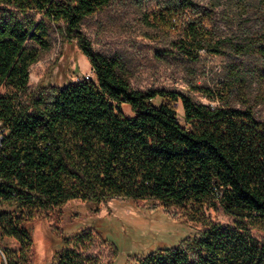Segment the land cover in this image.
<instances>
[{
  "label": "trees",
  "instance_id": "16d2710c",
  "mask_svg": "<svg viewBox=\"0 0 264 264\" xmlns=\"http://www.w3.org/2000/svg\"><path fill=\"white\" fill-rule=\"evenodd\" d=\"M111 2L0 0V89H6L0 93V231L24 245L20 262L8 249L0 264H30V224L38 217L53 222L60 243L51 264H83L58 227L59 208L116 198L176 207L198 228L177 247L152 250L136 264H264V236L253 234L264 233V119L250 106L236 109L222 99L213 106L214 97L204 105L177 90L133 89L124 62L94 50L82 31ZM240 9L257 25L236 37L238 46L229 44L239 56L264 60V0H246ZM158 16L169 29L186 23L184 38L162 59L172 53L196 59L203 49L223 53L227 42L212 44L204 25L212 10L179 0ZM54 35L77 47L93 77L31 90L29 68L51 50ZM235 75L241 86L264 79L244 63ZM256 99L264 102V90ZM124 104L132 117H124ZM204 206L231 224L209 222L200 213Z\"/></svg>",
  "mask_w": 264,
  "mask_h": 264
},
{
  "label": "rangeland",
  "instance_id": "374dc122",
  "mask_svg": "<svg viewBox=\"0 0 264 264\" xmlns=\"http://www.w3.org/2000/svg\"><path fill=\"white\" fill-rule=\"evenodd\" d=\"M178 1L112 0L109 6L83 23L82 31L94 50L124 62L133 89L177 90L204 105H210V98L214 97L217 100L213 106L220 105L221 99L236 109L250 106L257 117L264 119V102L256 99L257 93L264 90V79L260 81L254 77L241 86L236 83L235 75L243 63L249 69L264 73V60L239 56L229 44L238 46L236 37L257 25L252 14L247 15L240 9V4L246 0H192L200 8L213 11L212 19L204 25L211 34L212 44L227 42L223 53H209L203 49L196 53V59L172 53L164 60L159 55L173 50V44L184 38L186 23L181 21L180 26L169 29L159 20L158 14ZM199 15L197 11L195 16ZM88 75L91 76V66L77 47L61 45L54 35L51 50L30 66L28 85L31 90L37 86L62 87ZM192 86L202 90H193ZM0 90V93L6 92L5 88ZM177 107L182 120L180 103ZM122 112L124 117L133 116L126 104L122 105ZM59 211L58 227L70 239V248L79 254L83 264L91 261L93 264H136L138 258L152 250L177 247L198 229L183 221V211L154 202L135 206L128 200L116 198L94 205L74 200L61 206ZM200 213L211 223L231 224L229 216L208 206L202 207ZM52 226V221L42 217L31 222L30 264L52 263L55 251L60 248ZM253 234L264 236L256 230ZM0 248L12 250L11 257L20 262L24 245L3 237L1 231Z\"/></svg>",
  "mask_w": 264,
  "mask_h": 264
},
{
  "label": "built area",
  "instance_id": "2783aa9c",
  "mask_svg": "<svg viewBox=\"0 0 264 264\" xmlns=\"http://www.w3.org/2000/svg\"><path fill=\"white\" fill-rule=\"evenodd\" d=\"M93 77V70L91 69V76H85L84 79L85 80H89ZM5 255H4V252L3 250L0 248V263H5Z\"/></svg>",
  "mask_w": 264,
  "mask_h": 264
}]
</instances>
